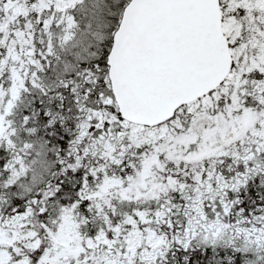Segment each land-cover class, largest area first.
I'll use <instances>...</instances> for the list:
<instances>
[{
    "label": "snow or ice",
    "instance_id": "6c2138e0",
    "mask_svg": "<svg viewBox=\"0 0 264 264\" xmlns=\"http://www.w3.org/2000/svg\"><path fill=\"white\" fill-rule=\"evenodd\" d=\"M0 264H264V0H0Z\"/></svg>",
    "mask_w": 264,
    "mask_h": 264
}]
</instances>
